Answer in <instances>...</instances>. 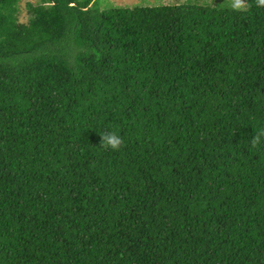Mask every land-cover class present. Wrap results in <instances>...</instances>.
<instances>
[{
    "label": "trees",
    "instance_id": "1",
    "mask_svg": "<svg viewBox=\"0 0 264 264\" xmlns=\"http://www.w3.org/2000/svg\"><path fill=\"white\" fill-rule=\"evenodd\" d=\"M23 1L0 0V264H264V9Z\"/></svg>",
    "mask_w": 264,
    "mask_h": 264
},
{
    "label": "clouds",
    "instance_id": "2",
    "mask_svg": "<svg viewBox=\"0 0 264 264\" xmlns=\"http://www.w3.org/2000/svg\"><path fill=\"white\" fill-rule=\"evenodd\" d=\"M228 8L236 13H244L251 6L249 0H226ZM255 7L264 9V0H254ZM104 151L119 152L125 146V138L117 130H105L100 133ZM264 147V128L255 129V134L248 143L249 150Z\"/></svg>",
    "mask_w": 264,
    "mask_h": 264
},
{
    "label": "rangeland",
    "instance_id": "3",
    "mask_svg": "<svg viewBox=\"0 0 264 264\" xmlns=\"http://www.w3.org/2000/svg\"><path fill=\"white\" fill-rule=\"evenodd\" d=\"M29 0H24L23 2H26ZM103 0H101L102 2ZM109 1H113L116 4H128V5H133V4H142V5H149L150 3L147 0H109ZM158 2L164 3V4H170V3H182V2H186V0H154L153 4H158ZM24 6V3L22 4ZM107 7V3L103 4V8ZM25 9V8H24ZM26 11V9H25ZM21 20L25 21L26 17L23 14Z\"/></svg>",
    "mask_w": 264,
    "mask_h": 264
}]
</instances>
